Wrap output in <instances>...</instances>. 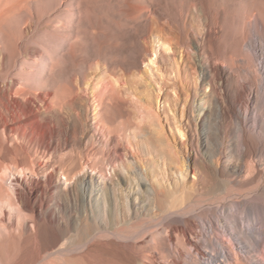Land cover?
Wrapping results in <instances>:
<instances>
[{
	"label": "rangeland",
	"instance_id": "rangeland-1",
	"mask_svg": "<svg viewBox=\"0 0 264 264\" xmlns=\"http://www.w3.org/2000/svg\"><path fill=\"white\" fill-rule=\"evenodd\" d=\"M253 44L264 45V0H0V177L10 175V165L17 172L33 167L46 151L87 158V147L106 177L90 168L87 174L99 176L100 189L107 188L113 202L129 193L134 206L130 198L125 202L128 214L146 198L138 166L161 204L181 195L191 203L216 200L226 183L230 191L256 187V169L264 167V95L249 98L252 109L242 119L247 146L234 142L236 123L219 111L227 94L247 98L241 85L262 88L264 69ZM220 69L231 72L229 78L218 77ZM159 132L169 146L164 157ZM246 147L251 157L243 154ZM237 155L255 169L248 179L232 176ZM221 208L209 207L207 217L240 216ZM113 210L120 216V207ZM193 219L203 240L207 221Z\"/></svg>",
	"mask_w": 264,
	"mask_h": 264
},
{
	"label": "bare ground",
	"instance_id": "bare-ground-1",
	"mask_svg": "<svg viewBox=\"0 0 264 264\" xmlns=\"http://www.w3.org/2000/svg\"><path fill=\"white\" fill-rule=\"evenodd\" d=\"M166 39L164 38L165 42ZM165 46L167 47V44ZM252 49L260 67L264 69L262 64L264 45L253 44ZM230 73L220 69L218 77L229 78ZM259 83L261 89L253 88L249 83L246 87L241 85L243 90H246L245 100L237 99L235 96L232 98L227 94L223 96L222 104H219L220 113L236 123L234 128L237 135L233 139L235 143L247 146L245 140L247 134L242 119L244 118L246 122L245 119L251 112L252 104L249 98L264 95V81ZM74 97L70 95L69 100ZM253 119L256 121L255 115ZM98 123L103 129L108 128L104 118H98ZM251 130L255 131V125L251 126ZM177 131L181 137L182 132L178 127ZM159 135L161 136V133ZM159 141L160 154L163 155L165 148L169 146L163 137ZM91 146H94L93 143ZM88 150L86 147V152L84 151L87 158L78 155L80 156L78 159L70 151L58 154L46 151L47 156L43 159L35 157L33 167L21 166L20 169L17 167L19 172L8 163L10 175L0 177V264H264V167L258 166L256 169L261 180L258 179L260 183L251 189L241 190V187L240 190L230 191L226 183L216 200L191 203L181 195L173 201L161 204L155 197L153 182L147 179L142 166H138L137 175L142 178V191L146 198L140 197L137 211L128 214L125 202L127 203L130 198L129 193L127 199L121 197L120 202L116 203L111 200L107 188L100 189L98 177L105 180L106 176L103 175L101 163ZM75 151L82 153L80 149ZM145 151L151 159L154 174L158 175L155 156L148 146ZM246 153L251 157L247 147L243 154ZM245 160L241 155H237L232 163V176L237 175V181L240 180L239 177L249 178L253 174L251 169L255 172L251 166H245L244 162L247 164ZM175 166L180 173L186 171L182 159H178ZM88 168L90 172L99 176L87 174ZM222 174L228 175L227 172ZM138 183L139 180L136 184ZM155 184L161 186L157 181ZM99 195H104L102 197L106 200L104 218L99 210L101 209ZM131 205L133 208V202ZM218 205L237 210L239 218L231 216L227 220L217 214L214 215V219L208 218L206 214L208 208ZM114 207H120V216L115 214ZM195 215L207 221L203 240L200 239L198 225L193 219ZM185 253L191 255V260H186Z\"/></svg>",
	"mask_w": 264,
	"mask_h": 264
}]
</instances>
